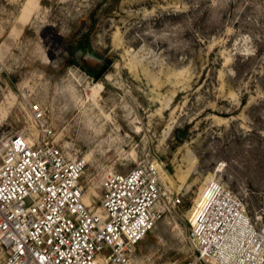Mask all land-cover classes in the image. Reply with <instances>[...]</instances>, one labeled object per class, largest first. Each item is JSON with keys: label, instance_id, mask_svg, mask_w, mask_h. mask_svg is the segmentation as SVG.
<instances>
[{"label": "rangeland", "instance_id": "1", "mask_svg": "<svg viewBox=\"0 0 264 264\" xmlns=\"http://www.w3.org/2000/svg\"><path fill=\"white\" fill-rule=\"evenodd\" d=\"M0 66V136L30 128L39 103L86 158L96 208L107 173L160 167L162 204L182 202L137 264L196 257L189 217L211 180L264 222V0H0Z\"/></svg>", "mask_w": 264, "mask_h": 264}, {"label": "built area", "instance_id": "2", "mask_svg": "<svg viewBox=\"0 0 264 264\" xmlns=\"http://www.w3.org/2000/svg\"><path fill=\"white\" fill-rule=\"evenodd\" d=\"M2 68L0 66V76ZM31 126L0 136V252L5 264H137L135 246L182 199L163 202L161 170L143 163L105 175L100 205L86 201L85 158L55 139L46 112L30 104ZM196 257L184 264H264V222L217 180L205 183L189 217Z\"/></svg>", "mask_w": 264, "mask_h": 264}, {"label": "bare ground", "instance_id": "3", "mask_svg": "<svg viewBox=\"0 0 264 264\" xmlns=\"http://www.w3.org/2000/svg\"><path fill=\"white\" fill-rule=\"evenodd\" d=\"M86 159V158H85ZM85 199H86V194H85Z\"/></svg>", "mask_w": 264, "mask_h": 264}]
</instances>
